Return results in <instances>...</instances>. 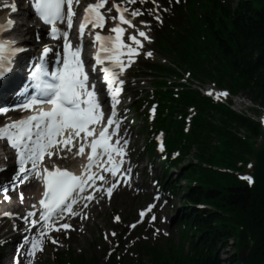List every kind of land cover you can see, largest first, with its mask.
Listing matches in <instances>:
<instances>
[{
	"label": "snow or ice",
	"instance_id": "snow-or-ice-1",
	"mask_svg": "<svg viewBox=\"0 0 264 264\" xmlns=\"http://www.w3.org/2000/svg\"><path fill=\"white\" fill-rule=\"evenodd\" d=\"M74 0H32L31 8L34 9L35 15L45 25H52L54 21H65L67 28L72 29L76 12L73 10ZM138 2L143 5L152 3L154 9H136L133 10L130 5ZM180 3L181 0H175ZM108 0H101L100 4H93L89 9V21L93 22L95 28L99 29L106 25V15L101 13V9L105 8ZM66 5V11L64 6ZM115 8L119 10V17H112V20L121 25H130L131 28L137 29L134 19L145 14H150L160 24L164 23L161 10L168 12V8L161 9L157 0H125V3L115 4ZM130 17V18H129ZM12 24L10 20L8 22ZM143 27L151 29V25L143 22ZM89 28V23L84 24V31ZM111 32L117 35L99 36V41L105 42L101 49V55L95 59L100 62L103 67V73L108 74L107 83L113 84L112 97L117 98L124 92L126 81L120 80L121 73H117V69H122L126 74L135 63L136 59H122L125 55L128 57H138L143 49V41L140 38H146L151 41L148 32L139 30V38L136 34H131L130 43H125L124 37L126 29L123 26L111 28ZM48 37L53 35L59 36L60 32L56 28L48 27L46 29ZM69 31L63 32V67L49 73L46 67L47 57L40 56L41 63L36 64L34 68L29 67V81H34V87L40 89L39 96L33 94L32 97L27 95L28 85L23 88L17 87L11 82L9 73L13 70L12 56L29 52L26 46L12 47L9 58L5 62L4 49L0 46V95L5 90L11 91L15 104L12 107L5 108L0 106V113H11L13 108L21 111L30 109L33 105L39 103H48L51 105L50 110L39 111L34 115L26 116L23 119H13L11 122L0 127V151L6 154L0 156V160L7 162L9 150L14 151L15 171L11 178L7 181L0 182V192L5 193L3 199L9 197L7 193L15 190L18 183L27 180L32 174L40 179H44L46 173L47 179L44 181L46 190L43 198L40 199L37 207L33 205L23 215L12 213H4L5 217H12L13 221L19 220L23 227L19 230L21 233L27 230H35V235L22 236L25 241L26 255L32 257L37 250H42L43 238H47V234L57 224L58 220L63 221L65 214L75 216L73 206L77 205L81 200L84 201L83 207H88V202L96 200V196L104 191L103 187L95 188L97 181L105 182L107 176L115 174L120 183L112 182L107 188V195L110 198L113 191L121 186L124 180L131 182L133 179L129 172L125 171V165L129 163V149L131 141H127L126 145H121L118 141L121 139L122 125L125 123L118 118V111H112L111 108L119 109V103L110 105L108 116L105 118V110L103 105L107 100V91L104 88L102 80L89 78V72L84 68V62L80 59L81 49H77L75 53L69 51ZM39 40V35L36 34ZM43 54L52 53L55 59H60L59 52L54 50L47 44L43 46ZM149 58L154 57V53L149 51L146 53ZM105 56L111 58L112 67L108 66ZM23 61L24 56L17 57ZM91 71V68L89 69ZM51 76L49 82L47 77ZM115 77V79H114ZM116 80H120L119 92L116 91ZM99 85V87H98ZM228 93H221V97H226ZM23 98L24 102H20ZM99 127L101 131L95 129ZM67 137V138H65ZM73 139H78L79 150L76 155H85V148L90 147L91 155L88 156V163L84 168L82 175H75L67 169L62 170L55 167L52 170L48 161L54 155L58 158H66L73 148L66 147L72 145ZM74 147V146H73ZM63 153V156H61ZM124 157V159H116V157ZM30 165V167H25ZM7 171L6 166L0 167V174ZM107 174V175H106ZM247 179L251 180V177ZM254 183V180L252 181ZM90 189L92 191H90ZM98 202V201H97ZM156 205H152L149 212ZM34 214L38 218H34ZM142 216H147L148 212H142ZM156 217L152 216L155 221ZM119 220V217H117ZM51 221V223H50ZM13 230H16V224L13 222ZM71 225L67 222L59 223L57 231L60 229L67 230ZM135 228L136 225H132ZM159 232V229H157ZM112 235H116L112 233ZM54 244H59L55 238L51 239ZM22 249H18L19 252ZM12 264H19L17 256H13ZM31 264V262H29Z\"/></svg>",
	"mask_w": 264,
	"mask_h": 264
},
{
	"label": "trees",
	"instance_id": "trees-1",
	"mask_svg": "<svg viewBox=\"0 0 264 264\" xmlns=\"http://www.w3.org/2000/svg\"><path fill=\"white\" fill-rule=\"evenodd\" d=\"M211 11L209 17L217 19H212L205 27L219 56L224 58L216 66L220 78L233 88L248 90L255 100L264 104V0H241L233 10L214 0ZM232 121L249 130L253 137L260 134L258 126L246 119L233 116ZM233 128V125L228 126L229 135L222 142V148L226 165L236 169L240 161L253 153V147L250 141L238 138ZM256 178L253 187L236 181L217 188L219 192H203L202 199L218 202L223 208L224 218L212 214L202 217V227L208 236L195 246L189 261L179 264H219V248H225L226 239L239 236V231L246 244L249 239L253 241L250 264H264V147L257 155ZM235 223L242 229L237 231Z\"/></svg>",
	"mask_w": 264,
	"mask_h": 264
},
{
	"label": "rangeland",
	"instance_id": "rangeland-1",
	"mask_svg": "<svg viewBox=\"0 0 264 264\" xmlns=\"http://www.w3.org/2000/svg\"><path fill=\"white\" fill-rule=\"evenodd\" d=\"M163 8L169 9L168 12H164V13H166V14L170 13V6L169 5L164 4L163 6H161V9H163ZM141 86L144 87L142 89L147 88V86H148L147 82L142 81ZM193 160H195V159H193ZM147 161L149 163L150 159H148ZM145 168L150 170L149 165L145 166ZM146 169H143V170H146ZM154 172L158 173L159 175H162V173H163L162 170H160L158 168H156ZM130 195L131 194L129 192L125 191L124 193L117 195L115 198V202L113 203L114 208H119L121 210V212L123 214L124 221H126L129 218L134 216L135 210H136L137 206L139 205L135 202V200H132L131 202L127 203L128 199L130 198L129 197ZM164 214H166V213H164ZM172 223L175 224V221H173ZM169 225L170 224L164 225V227L167 229V227ZM120 226L121 225L115 226L111 222V219L109 218L108 210L106 209L101 213V217H98L95 221H93V224H89V225L87 224V232L85 234L78 235L77 233H75L73 235L74 238H73V241L71 243V248L78 251L79 248H81L83 245L87 244L91 240H96L97 243H95L93 246L90 247L91 253H94L97 255H102L103 250L105 248H107V244H112L114 242V240H111V238L108 236V240L102 239L103 241L100 242L99 240L96 239V238H98L97 237L98 234H101L102 229H105L106 231L109 232L113 228V230L116 231V230H118V227H120ZM167 230L169 231V237L175 235L174 230H172V229H167ZM225 257H226V255H223V260L225 259Z\"/></svg>",
	"mask_w": 264,
	"mask_h": 264
},
{
	"label": "bare ground",
	"instance_id": "bare-ground-1",
	"mask_svg": "<svg viewBox=\"0 0 264 264\" xmlns=\"http://www.w3.org/2000/svg\"><path fill=\"white\" fill-rule=\"evenodd\" d=\"M19 30H22L21 28Z\"/></svg>",
	"mask_w": 264,
	"mask_h": 264
}]
</instances>
